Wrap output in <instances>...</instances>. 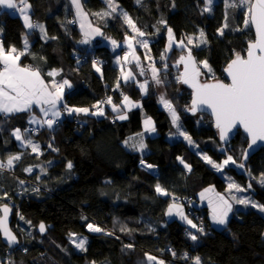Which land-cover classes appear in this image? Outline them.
Listing matches in <instances>:
<instances>
[{
    "label": "trees",
    "instance_id": "16d2710c",
    "mask_svg": "<svg viewBox=\"0 0 264 264\" xmlns=\"http://www.w3.org/2000/svg\"><path fill=\"white\" fill-rule=\"evenodd\" d=\"M84 1L94 23L103 29L104 39L117 42L126 39L128 32L121 18L116 16L107 21L97 18V14L108 8L104 0ZM118 1L140 31L146 35L162 32L151 43L154 60L161 69V87L166 99L176 108L179 123L199 149L188 142H179L176 148L180 156L174 155L170 135L176 133L177 128L159 101L157 85L151 81L145 94L138 82L146 80V76L135 81L122 80L121 68L113 63L110 53L114 50L116 54V50L102 44L103 38L93 43L96 50L110 60L102 68L103 76L72 57L73 50L87 51L89 46L78 45L81 31L73 21L76 13L70 0H27L32 20L43 25L44 34L40 29L29 30L19 13L0 14V40L5 50L14 46L18 52H24L21 63L41 70L47 80L51 79L47 75L50 70L62 69L63 76L73 85V90L66 94L72 106L95 111L93 105L111 96L114 104L126 110L121 103L125 95L142 103L140 108L128 111L126 120L116 119L111 106L101 104L105 113L101 117L81 113L79 122L63 118L52 129L46 125L38 127L34 137L42 146L43 153L39 157L31 156L28 149H21L12 134L14 128H26L29 113L0 114V160L7 163L9 156L23 154L15 161L11 172L0 169V206L10 205L9 198L16 203L11 205L15 211L12 220L18 212L17 221L25 240L23 247L14 249L10 264H149L146 254L157 259L163 254L170 256L177 259L173 264H196V257L200 264H264V213L250 205L238 206L226 226L216 228L211 223L209 207L194 203L199 200V194L211 186L225 193L228 186L225 173L242 186L251 184L250 193L264 204V185L235 167L243 164L248 138L239 131L231 143L223 145L212 118L188 110L192 93L175 78L180 76L181 65L176 67V59L163 52L168 43L166 27L172 28L178 39L204 31L206 44L192 51L202 70V79L224 80V69L229 61L237 52L245 54L249 42L254 40L252 28H245L243 17L239 12H229L223 0L215 3L211 13L204 11L203 0ZM25 38L29 46L26 51ZM124 49L128 50L127 46L117 50L122 53ZM162 54L166 60H161ZM202 61H207L214 79L209 71L202 69L199 63ZM165 63L167 69L163 67ZM145 115L154 120L157 135L146 137L149 152L142 155L128 150L123 143L144 131ZM205 155L216 163H222L231 155L236 164L226 165L225 172L219 171L203 158ZM33 160L48 164L46 172L25 171ZM140 160L156 164L159 175L141 167ZM69 161L73 165L71 169L67 167ZM185 164L190 165V169ZM248 164L258 165L264 174V149L253 155L243 169H248ZM38 183L44 190L37 188ZM157 184L169 195L157 193ZM171 194L191 197L189 205L205 220L203 233L177 216L167 219V209L174 203ZM175 203L183 207L186 214L188 205L181 201ZM95 220L113 234L88 232L87 225ZM191 220L196 224L195 218ZM41 222L46 225L45 234L37 231ZM11 225L22 239L13 222ZM70 233L87 236L86 251H70L64 261H60L56 252L58 247L70 246ZM189 233L197 235V240H192ZM129 244L133 247H126ZM7 248L0 234V255Z\"/></svg>",
    "mask_w": 264,
    "mask_h": 264
},
{
    "label": "snow or ice",
    "instance_id": "6c2138e0",
    "mask_svg": "<svg viewBox=\"0 0 264 264\" xmlns=\"http://www.w3.org/2000/svg\"><path fill=\"white\" fill-rule=\"evenodd\" d=\"M140 0H137L139 3ZM72 3L77 8V14L82 15L81 13V3L80 0H72ZM213 0H207V5L204 11H211V5ZM19 8L15 0H0V6L6 7L8 9H17L24 18L25 26L29 29L39 28L43 33L45 31L43 25L38 23L31 22L29 15L27 14V9L31 5L27 0H19ZM232 8H242L245 11L244 27H254L256 33V39L252 42H249L245 54L239 52L235 53V58L230 61L227 67L224 69L227 77L230 79L229 83H224L222 81H217L215 83L201 82V76L203 73L200 68L197 67L196 61L192 56L191 49H188L187 56L181 55L179 60L176 62L175 66L179 67L181 64L184 65L183 73L177 77L178 81H181L184 84H188L193 90V100L190 110L195 113L197 110H202L204 108L211 109L212 114L215 116V124L217 129H219V136L222 141L228 139L229 133L240 125L243 127L244 131L250 136L251 147L253 144H256L257 140L264 141V0H231V3L227 5ZM108 7L112 9L113 12L116 11V6L113 4V0H108ZM98 15V14H97ZM104 15H110V13H104ZM125 22L131 27L132 31L137 33L140 37L145 35L144 32L140 31L136 27L131 17L128 16L126 12L123 13ZM161 23H166L161 21ZM83 23L81 27L83 28ZM227 27V24L224 25ZM94 33L102 35L100 29H94ZM168 33V47L165 49V52L169 51L173 47L174 37L171 28H167ZM220 33L223 34V28L220 29ZM87 36L88 33H85ZM201 43L206 42L204 37V32H200ZM133 37H128V48L132 49L133 45L131 40ZM84 43L87 40L82 41ZM25 46H27V39L25 38ZM138 43L144 47H148L147 40H140ZM193 38H187V44H192ZM114 46L117 45L116 41H112ZM181 50L185 49L187 45L183 40L179 41L177 44ZM199 46V45H197ZM24 55V52H18L17 49L12 46L7 51L5 50L3 43L0 42V113L5 115L20 113V112H31L33 106L39 107V110L43 113L46 119H36L34 116H30V123L40 124L41 127L46 125L49 129L53 128V125L58 123V118L61 116L60 109L63 108L68 114L72 113H84L95 116V115H105L103 108L100 107L101 104H107L111 106V109L116 113V119L126 120L128 116L125 113L121 112V106L114 104L112 97L109 96L106 101H98L97 104L93 105L95 111L90 110L89 108L83 107H69L66 102L63 100L64 88L68 86L71 88V84L68 80L63 79L60 83H57L55 80H52L51 84L45 83L42 79L41 74L38 70H33L27 66H21L19 63L21 56ZM133 59L136 61L137 67L140 69L139 74L144 75L145 69L140 66L139 57L132 53ZM128 53H125L123 59L127 60ZM150 59V57H149ZM167 57L162 54L161 60H166ZM204 68H207L209 72L212 69L209 67L207 61L201 62ZM152 72V80L156 85H161L163 81L159 77V69L153 65H149ZM164 69H167L168 65L165 63L163 65ZM97 71H100L97 68ZM57 71L53 70L47 73L50 77H55ZM129 78L135 80V77L131 71L126 74H123V80L127 82ZM214 78V74H213ZM117 87H119V81L117 82ZM139 87L147 93L148 91V81L145 80L144 83L139 84ZM160 103L168 110L171 115L172 124L176 126L177 132L175 133L178 136H182L189 144H193L191 136L183 130L182 124L179 123L180 117L177 113L176 108L173 106L172 102L166 99L165 95H160ZM122 105L128 109L132 107H141V105L133 103L130 101L128 96H123ZM47 105L48 107H44ZM51 113V118L49 117ZM144 131L149 133H154L156 131L154 121L151 117H147L143 121ZM13 135L16 140L21 141L22 144H28L32 146L34 152L39 150L38 145H34L31 139H25L21 130L17 128ZM140 139L130 146L138 151H143L147 145L144 143L143 137L144 133L137 134ZM133 137H130L129 140H133ZM126 145L129 144V141L124 142ZM51 145H49L50 147ZM198 147V145H197ZM209 164H212L217 170H223V168L231 164H236V160L231 156H227L222 163H216L211 160L210 157L205 155L203 157ZM244 158H247V154H244ZM20 156H9L7 163L0 161V169L5 167L11 169L13 167V162L18 161ZM145 162L141 160V164ZM181 163L184 161L181 159ZM186 168L190 169V165L185 164ZM241 168L244 167L243 164L239 165ZM67 167L71 169L73 167L72 163L69 161ZM148 168H152L153 165L148 164ZM25 171L31 172V168L25 169ZM23 184V181H20ZM260 183L264 185V174L260 179ZM229 189L235 188L238 192L245 191L241 189L239 185L235 183L229 184ZM248 188H251V184L248 185ZM36 191H39L36 189ZM211 191V189L205 190ZM156 192L162 195H169V193L163 189L159 184L156 185ZM5 195H7L5 193ZM205 193H201V197H204ZM231 199L234 200L237 204L242 205H251L252 207H258L260 211L264 212V204H257L255 201L250 198H237L236 196H231ZM173 200L175 198L173 197ZM210 205L212 206V220L219 225H226L228 223V213L232 211V204L228 202L223 196H218L217 201L209 200ZM10 208L7 204L2 206L3 215L0 217V230H2L4 237L6 238L9 244L17 243V238L8 227V216L10 213ZM173 214L180 217V219L187 222L191 225L192 228L197 229L198 232L203 233V227H198L197 224H194L192 220L184 214L181 206L176 203L169 205L167 209V215L172 216ZM21 219L23 217L21 216ZM88 230L92 232H101L103 229L100 227L94 226L89 223L87 225ZM124 231L125 229H121ZM39 231L41 233L46 231V226L43 222L39 224ZM130 231V230H129ZM111 234V233H109ZM75 233H70V237H74ZM192 240H197V235L189 233ZM73 243H76L75 240ZM87 243V237H83L79 240V243H76V247L85 250V244ZM126 247L131 248L133 245L129 244ZM172 255L175 256L176 253L172 252ZM187 254H185L186 258ZM147 262L151 264L152 261L156 260V257L147 255ZM196 264H200L199 257L195 258ZM95 264V262H93ZM158 264H164V261H159Z\"/></svg>",
    "mask_w": 264,
    "mask_h": 264
},
{
    "label": "rangeland",
    "instance_id": "374dc122",
    "mask_svg": "<svg viewBox=\"0 0 264 264\" xmlns=\"http://www.w3.org/2000/svg\"><path fill=\"white\" fill-rule=\"evenodd\" d=\"M107 4H108V0H104ZM218 1H220V0H213V3H212V5L210 6L211 7V11H206V12H208V13H211L212 12V8L214 7V5H215V3H217ZM223 1H225L226 3H227V5L229 4V3H231V0H223ZM80 3H81V13H82V15H80V17H81V19H82V23H83V28L82 29H80V31H81V38L78 40V44H80V45H85V46H89V50H91L92 48H95L94 47V42H95V40L96 39H98V38H103V29L101 28V27H99L98 25H96L94 22H95V19H93V15L89 12V10H88V8H87V6H86V4H85V1L84 0H80ZM113 4H114V6H116V11L115 12H113L112 11V9L111 8H106L105 10H103V11H101L98 15H96L97 16V18H99L100 20H102V21H107L108 19H112V18H114V17H119V18H121L123 21H124V23H125V25H126V28H127V32H128V35H127V37H126V39L123 41V42H119L118 43V47L117 48H115V50H116V54H115V51L113 50L112 52L110 51V53L112 54V58H113V63H115L116 65H118L120 68H121V71H122V80H123V74H126V73H128L129 71H131L132 73H133V75H134V77H135V80H136V78L138 79L139 77H143V76H146L147 78H146V80L148 81V90H149V86H150V84H151V81L153 82V80H152V76H151V68L149 67V65H153L154 67H156L157 69H159V70H161L160 69V66L159 65H157V62L154 60L155 58L153 57V54H152V50H151V43H152V41H153V39H156L162 32L161 31H158L157 32V34H155V35H144L143 37H140L137 33H135V32H133L132 31V29H131V27L125 22V20H124V16H123V13L124 12H126L125 10H124V8H122V6H121V4L119 3V1L118 0H113ZM203 5H204V9H205V7L206 6H208L207 5V0H203ZM228 7V6H227ZM77 9V8H76ZM229 12H234L235 11V13H238L239 12V14L238 15H241L242 17H243V20L245 19V11H244V9H242V8H232V7H229V10H228ZM110 13V15H104V13ZM127 13V12H126ZM128 14V13H127ZM128 16L129 17H131L129 14H128ZM74 17V16H73ZM75 19H76V17H75ZM131 19H132V21L134 22V24L136 25V27L138 28V26H137V24H136V22L133 20V18L131 17ZM76 24H77V20H76ZM100 29V32L102 33V35H100V34H96V33H94L93 32V30L94 29ZM167 28H170V27H166V37H167V41H168V33H167ZM172 29V28H171ZM172 32H173V37H174V43H173V47L169 50V51H167V52H165V49L168 47V43H167V46H166V48L164 49V53H165V55H167V56H169V55H171V56H173L175 59H176V61H175V64H176V62L179 60V57L181 56V55H185V54H187V52H188V49H191V51H193V49L194 48H199V47H203L205 44H206V42H204V43H201L200 42V40L202 39L201 37H200V33L199 34H185V35H183V37H181V39H178L177 37H176V35H175V33H174V31H173V29H172ZM204 32V31H203ZM85 33H88V35L86 36L85 35ZM205 34V33H204ZM128 37H133V39L131 40V43H132V45H133V48L132 49H129L128 48V41H127V38ZM188 37H192L193 38V43L192 44H187V38ZM203 39L206 41V38H205V35H204V37H203ZM85 40H87V42L86 43H84V42H82V41H85ZM109 40V38H103V40H102V44H104V42H106V41H108ZM140 40H147L148 41V47L147 48H144V47H142L139 43H138V41H140ZM181 40H183L184 41V43L187 45V47L185 48V49H183V50H181V48L180 47H178L177 46V44H178V42L179 41H181ZM197 45H199V46H197ZM124 46L126 47L127 46V48H128V50H129V53H128V58H127V60H125V59H123L122 58V53H119L118 52V50L117 49H123L124 48ZM96 49V48H95ZM112 49H114V48H112ZM89 50H87V51H89ZM173 50V51H172ZM137 51V52H136ZM78 52H81V49H75V50H73V52L72 53H78ZM137 53L136 54V56H138L139 57V61H140V66L141 67H143L144 69H145V73H144V75H140L139 74V71H140V69L137 67V65H136V61L133 59V57L131 56L132 55V53ZM172 52V53H171ZM130 54V55H129ZM149 57H150V59H149ZM109 62H110V60H109ZM109 62H108V64H109ZM200 63V65L202 66V69L204 70V71H208V69L207 68H204V66H203V64L201 63V62H199ZM83 64H86V65H89V66H91V67H93V68H96V67H99V68H103V66H105V65H108V64H105V65H102V64H87V63H83ZM209 65V64H208ZM210 67V66H209ZM211 68V67H210ZM181 72V71H180ZM209 74H211V79H214L213 78V73L212 72H209ZM176 79H177V77H175ZM135 80H133L132 78H129V80L128 81H135ZM210 80V79H209ZM145 82V80H142V81H140V82H138L139 84H141V83H144ZM156 91L157 92H159V95H165V92H164V89H163V87H161V85H157V87H156ZM68 93V92H67ZM66 93V94H67ZM147 93H148V91H147ZM121 94L123 95L124 94V92L123 91H121ZM146 94V93H145ZM129 97V96H128ZM166 97V96H165ZM129 99H130V101L131 102H133V103H136V104H138V101L136 102L135 100H133L131 97H129ZM64 102H66L67 103V105H69V106H72L71 105V103L69 102V99H67V97L65 96V99H64ZM140 105L142 106V103L140 102ZM125 107V106H124ZM126 108V110L121 106V112L122 113H125L127 116H128V111L129 110H131V109H134V108H140V107H132V108H130V109H128L127 107H125ZM96 116H98V117H101V115H96ZM147 117H149V116H146L145 115V118H147ZM153 120V119H152ZM154 121V120H153ZM154 124H155V122H154ZM155 128H156V126H155ZM183 130L185 131V129L183 128ZM24 133L25 134H30V135H32V136H35V135H37V133H38V131L36 132V133H34V134H31V133H29V132H27V131H25L24 130ZM141 133V132H140ZM143 133H144V137H143V140H144V143L146 144V137L148 136V135H150V136H155V135H157V131H155L154 133H149V132H145V131H143ZM188 134V133H187ZM130 137H132V136H130ZM129 137V138H130ZM129 138H127L125 141H129V144L128 145H126L125 143H123L124 145H125V147L128 149V150H131V151H133V152H138V153H141L142 155H144V154H147L148 152H149V149H148V147H146L143 151H138V150H135V149H133L130 145L132 144V143H134V142H136V141H138L139 139H140V137L138 136V135H136V136H134L133 138V140H129ZM170 139L172 140L171 142H172V147H173V153H174V155L178 158L180 155V151L178 150V148H176V144L177 143H179V142H182V143H186V142H188L187 140H185L182 136H178V135H176L175 133L174 134H171L170 135ZM124 141V142H125ZM147 145V144H146ZM192 146H193V148H197V149H199V146L197 147V145L196 144H191ZM23 154H15L14 156H22ZM180 160H181V158H179ZM7 161V160H6ZM141 161V160H140ZM147 161V160H146ZM148 162V161H147ZM223 162V161H222ZM242 164V163H241ZM240 164V165H241ZM15 165V161L13 162V166ZM229 166L231 165V163H229L228 164ZM226 167V166H225ZM225 167L223 168V172H225L224 170H225ZM235 167L237 168V169H239V170H242V171H244V172H246L247 174H248V176L250 177L251 176V178H253V179H256L257 181H258V183H260V179H261V177H262V174H263V172L261 171V169L259 168V166L258 165H250V164H248L247 165V168L248 169H243V168H241L240 166H239V164H236L235 165ZM215 168V167H214ZM145 169V168H144ZM147 170V169H146ZM219 171H221V170H219ZM224 177L226 178V180H227V183H228V186H229V184L230 183H235L236 185H239V187L241 188V189H245V191H242V194H241V196L243 197V198H250L251 200H253V201H255L257 204H262L260 201H258V200H256L255 198H254V196H253V194H249V193H247L246 192V187L245 186H242V185H240L239 184V182H237L236 180H235V178H233V177H231V176H227V175H225V173H224ZM37 183V182H36ZM39 184V183H38ZM261 184V183H260ZM36 186V185H35ZM39 186H41V187H39ZM227 186V188H226V190L225 191H223V192H225V193H221V192H218L217 190H215V188L213 187V186H211V187H213V188H210L211 189V191H205V192H202V193H205V196L204 197H201V193L199 194V200H195V205L196 206H202L203 204H205L206 202H208L209 203V200L211 199L212 201H213V203H215L216 201H217V198H218V196H223L225 199H227L228 200V202L229 203H231L232 204V210L234 209V204H233V201H232V199H231V196H233L234 194H235V192L237 191L235 188H232V189H229V187ZM37 187V186H36ZM39 190H44V186L42 185V184H39L38 185V187H37ZM214 191H216V195H213L212 193L214 192ZM175 203V202H174ZM210 204V203H209ZM210 207H211V212H210V217H211V220H212V206L210 205ZM182 208V210H183V212H184V214H185V209H183V207H181ZM258 210H260L258 207H256ZM262 212V211H261ZM231 213H232V211H230L229 213H228V218H229V216L231 215ZM262 213H264V212H262ZM186 215V214H185ZM188 219H190L191 220V218L189 217ZM91 223V222H90ZM212 224H213V226L214 227H216V228H223V227H225L226 225H219V224H216L213 220H212ZM189 225V224H188ZM19 226V225H18ZM189 226H191V225H189ZM38 227V226H37ZM87 230H88V228H87ZM88 232H91L90 230H88ZM92 233V232H91ZM76 235L74 236V237H70V236H68V238H69V241H70V246H66V247H64V248H62V247H58V251L56 252V257L57 258H59V260L60 261H64V257L66 256V255H69L70 253V251L71 252H81L82 250L81 249H79V248H77L76 247V243H79V240L81 239V238H83V237H87L86 235H82V234H77V233H75ZM75 240V242L76 243H73V241ZM85 246H86V244H85ZM6 251V250H5ZM151 264H158V259H157V257H156V260L155 261H152L151 262Z\"/></svg>",
    "mask_w": 264,
    "mask_h": 264
},
{
    "label": "built area",
    "instance_id": "2783aa9c",
    "mask_svg": "<svg viewBox=\"0 0 264 264\" xmlns=\"http://www.w3.org/2000/svg\"><path fill=\"white\" fill-rule=\"evenodd\" d=\"M18 8L14 9L11 13H19L20 14ZM73 21H74V23H76V19L75 18L73 19ZM125 53H128L127 49L123 50L122 58L125 56ZM72 57L76 58L81 63H87V64H102V65H105V64H108V62H109V58L107 56L103 55V54H100L95 48H92L89 51H81V52H78V53H72ZM104 100H106V99H104ZM69 107H74V106H69ZM80 114L81 113L68 114L67 112H65L63 110V108H61V116L58 118V123L53 125V127H57L60 124V122H61V120L63 118H70V119H73L75 122H79L80 121ZM47 118H51V114H49V117H47ZM44 119H46V117ZM24 130L29 132V133H31V134H34L37 131H39V128L37 126L28 124ZM143 161L145 162L144 164H141V161H139V165L141 167L147 169V171H149L151 174H153L155 176L159 175V168H158V166L156 164H152L150 162H147L146 160H143ZM2 162H4V161H2ZM148 164L153 165V167L151 169L148 168L147 167ZM13 168L14 167L9 169V168L5 167V168H3L1 170L10 171L11 172L13 170ZM39 187H41V186H39ZM170 196H171L172 200H173V197L175 198V200H173L174 202L181 201L185 205H188L187 208H186V214L191 219H193V218L196 219L195 221H196V224H197L198 227H202L205 224V220L199 215V213H196V211L194 209H192V207L189 205L190 202H191V197L190 196H187V195L176 196V195H173V194H171ZM8 200H10V205H12V206L16 205V203L13 200H11L10 198ZM17 218H18V212H17V216L15 217V220H12V222H13L14 229L16 231H18V233L21 235L22 239H20V244L18 246V247L21 248V247H23L25 240H24V235H23V233L21 232V230H20V228L18 226ZM91 224L103 229V231H101V232H92L91 231L92 233L103 234V235H111V234H113L112 232L109 231V229L105 230L102 226H100L98 221H96V220L94 222L91 221ZM109 233H111V234H109ZM14 249H16V248L8 247L6 249V251H5V253L0 255V264H10L11 256L13 254ZM159 261H164V264H173L174 262L177 261V259H173L170 256H167V255L163 254L158 259V262Z\"/></svg>",
    "mask_w": 264,
    "mask_h": 264
},
{
    "label": "crops",
    "instance_id": "0c3cea01",
    "mask_svg": "<svg viewBox=\"0 0 264 264\" xmlns=\"http://www.w3.org/2000/svg\"><path fill=\"white\" fill-rule=\"evenodd\" d=\"M70 1H71V3H72V0H70ZM15 2H16V1H15ZM16 3H17V5H18V7H19V6H20V5H19V2H16ZM72 5H73L74 10H75V13H76L77 26H78V28H79V30H80V29H82V27H81L82 19H81L80 15L77 14L76 6H75L73 3H72ZM8 10H11V9H8V8H6V7H3V6H0V14H2V13H6L5 11H8ZM29 10H30V8L27 9V14H28L29 17H30L31 22H33L32 17H31V15H30V13H29ZM20 15H21V14H20ZM21 17H22V19H23V21H24V18H23L22 15H21ZM33 23H35V22H33ZM38 24H39V23H38ZM28 29H29V28H28ZM35 29H39V28H34V29H29V30H35ZM43 34H44V32H43ZM112 41H113V40L109 39L108 41H106V42H104V43L107 44L108 46H110L111 48H114V49L117 48V46H114V45L112 44ZM114 41H116V40H114ZM0 42H1V40H0ZM116 43H117V45H118L119 42L116 41ZM78 45L80 46V44H78ZM28 49H29V46H28V43H27V46H25L24 50L26 51V50H28ZM136 52H137V51H136ZM136 54H137V53H135V55H136ZM129 55H130V54H129ZM131 56L133 57V55H131ZM20 60H21V58H20ZM19 63L21 64V66H27V67H30V68L33 69V70H38L37 68H35L34 66H31V65H29V64L23 65V64L21 63V61H19ZM97 68H99V67L94 68V69L96 70V72H97L100 76H103V69H102V68H99L100 71H97ZM53 70H56L58 74H57L55 77H51L50 80H47V79L45 78V76L43 75V73H42L41 70H38V71L40 72L41 77H42V79H44L45 83H47V84H49V85L51 84L52 80H55L57 83H60L63 79H66V80L69 81V83L71 84V88H69L68 86H65V88H64V96H63V100H64V99H65V96H66V93L69 92V91H71V90H73V85H72L71 81H70L67 77H64V76H63V74H62V69H60V68H55V69H52V70H50V71H53ZM50 71H49V72H50ZM138 104L140 105V102H138ZM44 107H48V106H47V105H44ZM60 111H61V109H60ZM20 113H21V112H20ZM28 113H29V116H28V119H27L28 123L31 124V125L37 126V127H41L40 124H37V123H30V122H29L30 116H34L36 119H44V118H45L44 115H43V113L39 110V107H37V106H33L32 111H31V112H28ZM0 114H3V113H0ZM13 114H14V113H13ZM49 114H51V113H49ZM3 115H5V114H3ZM8 115H10V114H8ZM16 129H17V128H14V129L12 130V134L14 133V131H15ZM19 129L21 130V134H22V136H23L25 139H31V141H32V143H33L34 145H38V146H39V150L36 151V152H34V151L32 150V146H31V145H28V144H22V142L16 140L15 136L13 135L14 138H15V140L17 141V145H18L21 149H23V150L28 149V150H29V154H30L31 156H37V157H39L40 155H42L43 150H42V146H41L40 142H39L34 136L29 135V134H25V133H24V129H22V128H19ZM132 137H134V136H132ZM21 154H22V153H21ZM230 166H233V164H231ZM27 167H28V168H31V169H35V171H39L40 173L43 174V173L46 172V170L48 169L49 165H48V164H42V163H40L39 160H38V161L33 160L32 163H31V164H28ZM248 185H249V184H248ZM248 185L245 186V187H246V192L249 193V194H251V193H250L251 189L248 188ZM210 188H213V187H208V188H206V190H207V189H210ZM215 190H216V189H215ZM212 194H213V195H216L217 193H216V191H214ZM241 194H242V191H240V192L236 191L235 194H234V196H236L238 199H239V198H243V197L241 196ZM161 195H162V194H161ZM164 196H165V195H164ZM232 201H233V204H234V209H236V207H238V206H240V207H247V206L250 205V204H249V205L237 204L234 200H232ZM203 205H204V206H208L209 209H210V212H211V207H210V204H209L208 202H206V203L203 204ZM203 205H202V206H203ZM250 206H251V205H250ZM234 209L232 210V213H233ZM232 213H231V215H232ZM231 215H230V216H231ZM174 216H177V215L173 214L172 216H169V215L166 214V217H167L168 220L173 219ZM230 216H229V217H230ZM177 217H179V216H177ZM179 218H180V217H179ZM228 219H229V218H228ZM186 223H187V222H186ZM211 223H212V220H211Z\"/></svg>",
    "mask_w": 264,
    "mask_h": 264
},
{
    "label": "water",
    "instance_id": "95a60500",
    "mask_svg": "<svg viewBox=\"0 0 264 264\" xmlns=\"http://www.w3.org/2000/svg\"><path fill=\"white\" fill-rule=\"evenodd\" d=\"M252 28V30H253V32H254V35H255V38H254V40L256 39V33H255V28L254 27H251ZM254 40H252V41H254ZM251 41V42H252ZM184 56H187V54H185ZM192 56L194 57V59H195V61H196V58H195V56L192 54ZM235 58V57H234ZM234 58H232V59H234ZM231 59V60H232ZM230 60V61H231ZM230 61H229V63H230ZM228 63V64H229ZM196 64H197V61H196ZM197 67H199V65L197 64ZM200 68V67H199ZM200 70H201V68H200ZM183 71H184V65L183 64H181V72H180V75L183 73ZM201 72H202V70H201ZM224 75H225V79L224 80H218V79H215V80H203L202 79V76H201V82H208V83H215V82H217V81H222V82H224V83H229L230 82V79L227 77V75H226V72L224 71ZM181 82V81H180ZM182 83V82H181ZM187 89H189L190 91H191V93H192V100H193V93H194V90L188 85V84H184V83H182ZM192 100H191V104H192ZM191 112V111H190ZM192 114H197V113H199V114H208L211 118H212V120H213V122H214V127L217 129V127H216V124H215V116L212 114V111H211V109H208V108H204V109H202V110H197L195 113H193V112H191ZM218 130V133H219V129H217ZM239 131H241L243 134H245L246 135V137L248 138V145L246 146V148H245V150H244V153H243V165L245 166L247 163H248V161L250 160V158L253 156V155H255L256 153H258L259 151H261L262 149H264V141H260V140H257V142H256V144H253L251 147H249V144H251V138H250V136L244 131V129H243V127L242 126H240V125H237V127L236 128H234L230 133H229V136H228V139L226 140V141H222L221 139V142H222V144L223 145H228L229 143H231L232 141H233V139L236 137V135L238 134V132ZM220 137V136H219ZM247 154V158L245 159L244 158V154ZM4 205V204H3ZM2 205V206H3ZM8 206H9V208H10V213H9V216H8V221H7V223H8V227H9V229H10V231L12 232V234H14L15 236H16V238H17V243H15V244H9L8 242H7V240H6V238L4 237V235H3V232H2V230H0V234H1V238H2V241H3V243L7 246V247H10V248H16V247H18L19 246V244H20V238L18 237V235L16 234V232L13 230V228H12V219H13V215H14V209H13V207L11 206V205H9V204H7ZM2 206H0V217H2V215H3V212H2ZM45 224V223H44ZM46 226V225H45ZM37 231L40 233V234H45L46 233V231H47V228H46V231L45 232H43V233H41L40 231H39V226H38V228H37Z\"/></svg>",
    "mask_w": 264,
    "mask_h": 264
},
{
    "label": "bare ground",
    "instance_id": "6f19581e",
    "mask_svg": "<svg viewBox=\"0 0 264 264\" xmlns=\"http://www.w3.org/2000/svg\"><path fill=\"white\" fill-rule=\"evenodd\" d=\"M13 10H14V9H11V10L6 11V14H7V13H11Z\"/></svg>",
    "mask_w": 264,
    "mask_h": 264
}]
</instances>
